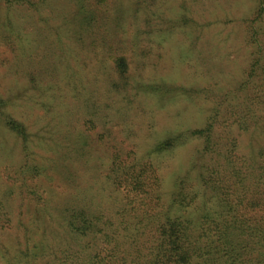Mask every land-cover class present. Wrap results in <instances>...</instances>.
I'll use <instances>...</instances> for the list:
<instances>
[{"label": "rangeland", "instance_id": "1", "mask_svg": "<svg viewBox=\"0 0 264 264\" xmlns=\"http://www.w3.org/2000/svg\"><path fill=\"white\" fill-rule=\"evenodd\" d=\"M251 107L264 114V0H0V254L28 230L71 236V207L112 215L115 154L156 171L164 200L184 176L199 187L207 140L261 160Z\"/></svg>", "mask_w": 264, "mask_h": 264}, {"label": "trees", "instance_id": "2", "mask_svg": "<svg viewBox=\"0 0 264 264\" xmlns=\"http://www.w3.org/2000/svg\"><path fill=\"white\" fill-rule=\"evenodd\" d=\"M116 65L118 71H124L123 60L116 59ZM249 116V122H240V128L251 135V128L264 125V114H256L251 107ZM7 126L24 132L23 126L12 121ZM260 133L264 135V129ZM220 143L205 141L207 152L214 153V165L200 175L199 187L194 189L189 176L179 178L168 200L161 195L159 174L146 162L129 155L122 160L115 154L102 186L113 204L112 209H107L113 211L112 215L104 214L101 205L92 201L93 208L98 207L94 212L89 209L88 213L84 206L71 207L64 230L71 236L57 230L52 233V229L42 235L28 230L17 240L18 252L11 257L10 251L4 249L0 262L264 264V189L260 185L264 180V158L257 161L256 156L240 155L239 137L233 138L231 144L232 151L238 153L236 158L229 155L228 143ZM172 144V139L159 143L155 151ZM219 156H223L221 161ZM117 191L124 193L118 206ZM3 230L6 227L1 222L0 233Z\"/></svg>", "mask_w": 264, "mask_h": 264}]
</instances>
